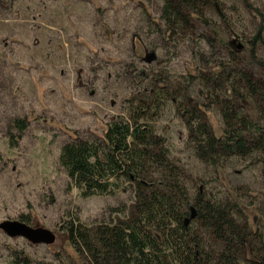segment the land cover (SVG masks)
Here are the masks:
<instances>
[{
  "label": "rangeland",
  "instance_id": "374dc122",
  "mask_svg": "<svg viewBox=\"0 0 264 264\" xmlns=\"http://www.w3.org/2000/svg\"><path fill=\"white\" fill-rule=\"evenodd\" d=\"M218 1L223 20L211 6L203 10L218 36L195 19L186 32L165 36L161 0H0V222L28 216L26 225L54 236L52 243L31 244L0 231V264H16L17 256L29 264H87L57 226L68 217L87 225L98 221L107 207L131 203L132 194L124 188L113 196L81 198L57 156L74 136L98 142L109 121H130L136 109H144L141 121L183 169L189 193L200 187L207 195L233 198L250 230L264 239V155L232 157L215 172L196 160L175 109L205 103L206 120L218 136L223 124L213 84L199 78L184 88L181 75L189 70L210 78L223 63L224 72L241 68L261 77L241 50L264 27V0ZM221 38L237 46L241 64L229 59ZM256 54L264 60V46ZM245 102L255 120L256 103ZM15 119H23L26 129L13 147L8 142L16 134ZM116 183L126 187L121 178Z\"/></svg>",
  "mask_w": 264,
  "mask_h": 264
},
{
  "label": "trees",
  "instance_id": "16d2710c",
  "mask_svg": "<svg viewBox=\"0 0 264 264\" xmlns=\"http://www.w3.org/2000/svg\"><path fill=\"white\" fill-rule=\"evenodd\" d=\"M210 6L220 19L225 18L218 0H161L160 28L165 36L178 29L186 32L195 19L218 36L203 11ZM263 32L264 27L259 25L243 41L241 50L262 72L261 77L241 68L224 72L223 63L210 71V78L189 70L181 75L184 88L199 78L213 84L212 91L219 100L214 103L223 124L218 136L206 120L205 103L189 101L175 108L196 160L215 172L232 157L264 155V60L256 54L264 46ZM211 42L207 40L209 46ZM232 43L219 39L229 59L241 64L236 58L240 51ZM245 101L256 103L255 120L250 118ZM133 113L130 121H109L98 142L74 136L60 147L57 164L81 198L113 196L124 188L133 198L128 205L107 207L105 217L88 225L76 218L62 220L57 228L66 235L70 248L87 264H264V239L250 230L236 201L207 195L200 187L190 194L183 169L171 158L163 139L141 121L144 109ZM12 127L16 134L9 137L8 144L14 147L26 124L23 119H15ZM120 178L126 187L118 186L116 180ZM197 182L206 185L201 179ZM189 207L195 217L185 223ZM18 221L28 224L29 217L20 216ZM16 264L29 263L17 256Z\"/></svg>",
  "mask_w": 264,
  "mask_h": 264
},
{
  "label": "water",
  "instance_id": "95a60500",
  "mask_svg": "<svg viewBox=\"0 0 264 264\" xmlns=\"http://www.w3.org/2000/svg\"><path fill=\"white\" fill-rule=\"evenodd\" d=\"M189 211L190 215L184 220L185 223L189 222L195 217V211L192 207H189ZM0 231L5 234L8 238H23L31 244H49L52 243L54 240V236L52 235V233L39 228L32 229L28 225L18 221L6 220L0 222Z\"/></svg>",
  "mask_w": 264,
  "mask_h": 264
}]
</instances>
